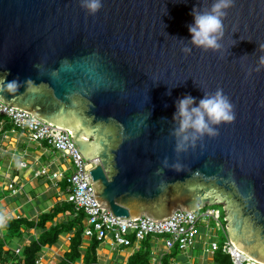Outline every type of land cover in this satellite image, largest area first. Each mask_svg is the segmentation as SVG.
I'll return each mask as SVG.
<instances>
[{
  "label": "water",
  "instance_id": "1",
  "mask_svg": "<svg viewBox=\"0 0 264 264\" xmlns=\"http://www.w3.org/2000/svg\"><path fill=\"white\" fill-rule=\"evenodd\" d=\"M210 3L102 0L90 15L80 0H0V85L21 82L0 100L69 129L85 159H98L89 186L113 217L224 206L232 245L264 264V70H253L264 54V0H234L221 53L183 54L192 7ZM217 88L234 121L176 153L175 101L198 103Z\"/></svg>",
  "mask_w": 264,
  "mask_h": 264
},
{
  "label": "built area",
  "instance_id": "2",
  "mask_svg": "<svg viewBox=\"0 0 264 264\" xmlns=\"http://www.w3.org/2000/svg\"><path fill=\"white\" fill-rule=\"evenodd\" d=\"M31 114L0 100V134L4 139L7 137L3 130L7 123L12 132L23 135L29 143H45L61 154L68 165L64 171H50L41 167L33 172V177L46 178L54 182V186L55 182H66L65 201L86 216L85 239L95 238L100 244L108 243L113 249H123L131 247L132 237L133 249L138 250L140 243L151 237L155 247L151 249L150 264H162L163 256L172 251L183 257L185 264H194L191 253L198 245L203 255L213 256L220 251L231 264H260L243 255L230 242L226 233L224 206L219 205L220 209L205 206L194 212L176 210L170 217L161 220L147 216L127 219L113 217L107 208L97 206L94 190L89 186L93 183L89 170L96 166L98 159H85L72 141L69 129L46 123ZM18 167L27 168L25 160L19 161ZM19 189L14 179L7 184L11 194H16ZM211 222L214 223L213 234L209 232ZM215 231L221 233L219 241L215 239ZM160 245L162 248L158 247ZM13 252L21 255L20 248L13 249ZM168 261L169 264H182L173 257ZM35 264H40V258Z\"/></svg>",
  "mask_w": 264,
  "mask_h": 264
},
{
  "label": "crops",
  "instance_id": "3",
  "mask_svg": "<svg viewBox=\"0 0 264 264\" xmlns=\"http://www.w3.org/2000/svg\"><path fill=\"white\" fill-rule=\"evenodd\" d=\"M1 119V118H0ZM3 130L7 133L4 139L0 134V237L4 236V225L8 219L25 218L27 220L36 219L40 214L49 211L55 204L65 201V181L54 182L46 178H34L33 172L41 167H46L50 171H64L68 167L67 162L59 159L46 158L45 154L53 153L51 147L42 143L36 145L29 143L27 139L18 132L11 131L6 123ZM52 156V155H51ZM54 156V154H53ZM61 159V160H60ZM25 160L27 168H19L18 162ZM60 163L56 166V161ZM11 179L16 180L19 191L11 194L7 190V184ZM61 218V215L59 216ZM59 218V219H60ZM39 230L23 232L19 239H13V247L8 245V249H22L29 244L30 240L38 237ZM68 236L59 238L58 243L52 247L44 249L40 257V264H55L68 250ZM84 246H87L89 239L84 238ZM198 245L195 249L194 264H214L213 256L203 255ZM139 247V246H138ZM162 248V246H158ZM139 249V248H138ZM137 250L133 249V252ZM123 249H113L108 243H102L97 249L99 264H127L128 257L133 253ZM201 252V254L199 253ZM179 263H184L177 258ZM75 264H81V260ZM185 264V263H184Z\"/></svg>",
  "mask_w": 264,
  "mask_h": 264
},
{
  "label": "clouds",
  "instance_id": "4",
  "mask_svg": "<svg viewBox=\"0 0 264 264\" xmlns=\"http://www.w3.org/2000/svg\"><path fill=\"white\" fill-rule=\"evenodd\" d=\"M233 4L234 0H211L206 8H198L194 5L190 12L192 23L187 28L190 39L183 45L181 52L187 55L193 49H199L221 53L224 19ZM80 5L88 14L94 15L102 7V0H80ZM258 48L264 49V44L258 45ZM34 67L39 66L34 65ZM253 70L257 72L264 70V54L258 56ZM57 72V69H53L51 74L55 76ZM20 86L21 82L13 78L0 85V90L15 92ZM174 108L172 120L175 127L171 130V135L176 153L194 148L197 141L204 137H216L220 125L230 124L235 119L234 106L221 88H217L214 92H204L198 103L195 97L186 94L175 101ZM162 165L169 166L167 157L162 161ZM171 167L180 170L183 166L173 163ZM159 171L160 169L157 170L158 173Z\"/></svg>",
  "mask_w": 264,
  "mask_h": 264
},
{
  "label": "trees",
  "instance_id": "5",
  "mask_svg": "<svg viewBox=\"0 0 264 264\" xmlns=\"http://www.w3.org/2000/svg\"><path fill=\"white\" fill-rule=\"evenodd\" d=\"M85 228L86 216L83 211L76 210L67 202L55 204L49 211L33 220L10 218L4 225V236L0 237V264H35V261L43 254V250L54 246L64 235L69 237L68 250L55 264H75L80 260L81 264H99L97 249L100 242L91 238L88 245L84 246ZM33 229L39 230L40 234L21 249V255H15L13 249H8L7 246L13 239H19L23 232ZM130 239L132 241L130 248H133L134 241L132 237ZM153 247H155L153 239L146 238L140 243L139 249L128 257L127 264H150V253ZM172 257L178 258L175 251L164 255L162 264H169L168 260ZM213 262L214 264H231L229 258L220 251L214 254Z\"/></svg>",
  "mask_w": 264,
  "mask_h": 264
},
{
  "label": "rangeland",
  "instance_id": "6",
  "mask_svg": "<svg viewBox=\"0 0 264 264\" xmlns=\"http://www.w3.org/2000/svg\"><path fill=\"white\" fill-rule=\"evenodd\" d=\"M53 154H54V156H53ZM52 155V156H51ZM45 159L46 158H51L52 160L54 159H59L60 157H61V154L59 153V152H55V151H53V153L50 151V153H48V154H45ZM63 159V158H62ZM61 160V159H60ZM60 160L59 161H56V166L60 163ZM210 207H215V208H218V209H220V206H218V205H216V206H210ZM210 227H211V229H209V232L211 233V234H213V228H214V223L213 222H211L210 223ZM215 235H216V241H219L220 240V238H221V233L219 232V231H215V233H214ZM9 245H11V247L10 248H12L13 247V242L11 241L10 243H9ZM123 250L126 252H128L129 250H131L132 252H133V248H123ZM44 251L45 250H43V253H44ZM196 251V249H194L193 251H192V253H191V256L193 257V258H195V253H197V252H195ZM200 254H201V252H199ZM195 255V256H194ZM178 257V259L179 260H182V261H184V258L183 257H181V256H177Z\"/></svg>",
  "mask_w": 264,
  "mask_h": 264
},
{
  "label": "flooded vegetation",
  "instance_id": "7",
  "mask_svg": "<svg viewBox=\"0 0 264 264\" xmlns=\"http://www.w3.org/2000/svg\"><path fill=\"white\" fill-rule=\"evenodd\" d=\"M71 131H72V133H74V131H73V130H71ZM83 139H84V141H86V140H87L88 142H91V141H92V138H91V136H86V137H84ZM92 154H93V153H92ZM92 154H91V155H92ZM89 159H91V158H89ZM89 159H88V160H89ZM224 205H225V204H224Z\"/></svg>",
  "mask_w": 264,
  "mask_h": 264
}]
</instances>
